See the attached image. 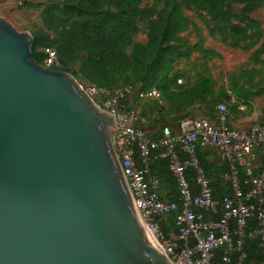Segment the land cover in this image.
Returning <instances> with one entry per match:
<instances>
[{"label":"water","instance_id":"obj_1","mask_svg":"<svg viewBox=\"0 0 264 264\" xmlns=\"http://www.w3.org/2000/svg\"><path fill=\"white\" fill-rule=\"evenodd\" d=\"M32 45L0 18V264H172L139 223L114 118Z\"/></svg>","mask_w":264,"mask_h":264},{"label":"trees","instance_id":"obj_2","mask_svg":"<svg viewBox=\"0 0 264 264\" xmlns=\"http://www.w3.org/2000/svg\"><path fill=\"white\" fill-rule=\"evenodd\" d=\"M69 1L75 2L61 7L46 8L41 14V21L43 27L54 34L61 64L67 65L68 63L64 58L66 53L77 54L74 63L78 64V68L73 73L92 88L112 93V90L118 88L121 83L124 85L131 77L138 76L143 84L140 91L158 90L159 99L169 103L175 112L182 113L199 105L207 98H217V101H210L211 104H214V113L209 119H213L218 105L225 104L227 106L225 102L218 101L220 97L238 107L239 105L246 107L247 104L243 102L244 98L241 93L235 89V82L231 83L230 95H227L214 90L213 80L210 76L198 75L192 87H188L186 84L177 86L180 74L168 77L167 73L171 65L180 57H187L193 51L199 52L203 58L217 56L196 45L190 48L187 53L167 46L170 42L175 41L178 35L186 32L190 25L188 19L183 15L180 5L165 8L159 22L154 23L150 28L147 42L144 45H135L128 55L127 50L138 33V21L141 18H150L155 14L158 0H152L154 4L145 8H141V0ZM261 1L246 0L247 6L242 9V15L246 16ZM191 3L197 9L217 15L224 11L226 0H191ZM250 22L254 27V32L244 34L242 41L248 40V43L241 49H253L261 42L260 47L254 52V56H257L264 50V37L259 25ZM230 27L232 32L241 30L238 26ZM153 50H155V56L151 54ZM153 86L157 88H153ZM123 105L127 107L126 103ZM188 117L193 116H185L181 120ZM178 123L175 126L172 125V128L168 126L173 133H175ZM163 127L166 126L162 124L151 130L149 134L143 133L150 137L151 143L158 144L162 138ZM126 149L132 154L135 168L147 171L148 179L155 182L156 188H150V192L155 193L160 201L173 203L177 206L175 212L154 219L159 238L162 242L167 241L170 239V235H177L175 220L181 214L182 200L177 180L170 171L169 160L160 158L166 152V148H149L146 161L141 155L137 141L130 143ZM173 153L181 164L190 160L179 144L174 145ZM194 157L198 169L209 182L212 201L216 204L214 213L204 210H197V213L202 216L204 222L220 223L224 217L223 201L225 199L232 200L235 195L231 183L226 180V177L230 175L229 164L221 160L209 148L197 146ZM196 178L197 171L188 166L184 171V179L192 196H197L199 193ZM237 180L238 191L243 196L253 191L242 167L238 168ZM260 199L262 204H259L258 198L246 202V205L253 207L252 216L246 219L244 227L240 230L235 219L228 220L227 229L230 234L231 248L230 250L227 248L214 250L210 264H223L224 258H228V264H238L242 255L244 258L241 264H264V225L260 227V221L257 218V210L264 211V193H261ZM258 231L263 232V237L256 235ZM187 247L190 249L195 247L193 240H189ZM182 250L183 245L181 244L177 253Z\"/></svg>","mask_w":264,"mask_h":264},{"label":"built area","instance_id":"obj_3","mask_svg":"<svg viewBox=\"0 0 264 264\" xmlns=\"http://www.w3.org/2000/svg\"><path fill=\"white\" fill-rule=\"evenodd\" d=\"M22 5L24 0H15ZM56 52L47 51L44 68L54 70L58 65ZM86 93L92 96H100L107 103L106 111L115 119L116 132L121 154V166L129 190L134 199L135 207L146 228L152 232L161 251L174 264H210L212 252L216 249L227 248L230 250V234L227 222L230 219L237 221L238 229L244 227L246 219L252 216L253 207L246 205L250 199H260L264 193V119L250 122L247 126L235 127L231 118V112L225 104L216 107L213 119L188 117L178 123L175 133L169 127L162 128V138L158 144L151 143L150 137L139 128V119L133 107L121 105L125 98L132 94L131 88H126L120 93H110L97 89H90ZM136 98L145 101H157L160 94L156 89L136 92ZM245 105H239L238 110L244 112ZM134 141L144 161L147 160L148 149L165 147L166 152L160 156L170 162V171L177 180L178 189L182 200L181 214L176 218L177 235L167 241H161L157 227L154 223L156 217L167 216L177 210L173 203L160 201L157 195L150 192L155 189L154 181L148 179L147 171L135 168L132 154L127 146ZM175 144L181 145L185 154L190 158L189 162L181 164L173 153ZM209 148L230 167V175L226 180L231 183L235 195L232 200L225 199L222 204L224 217L220 223L204 222L197 210L215 212L216 204L212 201L209 182L203 177L195 160V148ZM190 166L197 171L196 184L199 188L197 196H192L184 179V171ZM242 167L248 183L253 191L243 196L238 191V168ZM260 227L264 225V211L257 210ZM256 235L263 237V232ZM189 240H193L195 247H187ZM183 250L177 253L179 246ZM239 247V245H238ZM244 256L239 259L241 264ZM228 258L223 259V264H228Z\"/></svg>","mask_w":264,"mask_h":264},{"label":"rangeland","instance_id":"obj_4","mask_svg":"<svg viewBox=\"0 0 264 264\" xmlns=\"http://www.w3.org/2000/svg\"><path fill=\"white\" fill-rule=\"evenodd\" d=\"M68 1L24 0L20 5L15 0H0V18L10 24L17 33H27L32 37V59L37 65L44 67L47 51L54 50L58 64L54 71L68 74L86 92L92 89V86L80 80L73 73L78 68V64L74 63L77 54L66 53L64 58L68 63L62 65L54 34L48 32L41 21V14L46 8L61 7L75 2ZM153 4L152 0H141V8ZM177 4L180 5L182 13L190 25L186 32L178 35L177 39L167 46L187 53L190 48L196 45L208 52L215 53L217 56L203 58L199 52L193 51L187 57H180L171 65L167 73L168 77L180 74L181 77L177 81V86L186 84L188 87H192L198 75L210 76L213 80L214 90L224 92L227 95H230L231 83L235 82L236 91L241 93L242 98H244L243 102L247 104L244 112H240L236 104L226 102L224 98L220 97L218 101L227 104L231 111L233 123L247 121L255 111L262 110L258 106L256 107L255 100L258 97L261 99L262 94L264 95V50L254 56L255 50L260 47L261 42L253 49L242 50L241 48L248 43V40L242 41V37L244 34L254 32V27L250 21L259 25L264 37V0L246 16L241 13L242 9L247 6L246 0H226L224 11L217 15H211L197 9L191 0H158L155 14L150 18H141L138 21V33L127 50L128 55L135 45H144L147 42L150 28L154 23L159 22L164 9ZM230 26H238L242 31L235 30L232 32ZM151 54L155 56V50ZM140 79L138 76L131 77L124 85L121 83L118 88L113 89L112 93H120L128 87L131 88L132 94L127 96L121 105L126 103L127 107L131 106L135 109L139 119V128L142 132L149 134L151 130L160 127L162 124L172 128V125L175 126L185 116L205 119L213 116L214 104H211L210 101H217V98H207L199 105H195L182 113L175 112L169 103L162 99L157 101L139 100L135 94L142 90L143 84ZM155 87L153 86V88ZM91 99L96 106L106 111L107 103L104 99L96 95L92 96ZM244 124L247 126L249 123L245 122ZM117 136L115 128L113 144L121 162ZM138 216L140 215L138 214ZM169 260L174 264L172 259L169 258Z\"/></svg>","mask_w":264,"mask_h":264},{"label":"crops","instance_id":"obj_5","mask_svg":"<svg viewBox=\"0 0 264 264\" xmlns=\"http://www.w3.org/2000/svg\"><path fill=\"white\" fill-rule=\"evenodd\" d=\"M261 99L256 98L255 100V105L256 107L258 106L259 109H262V110H258V111H255L252 116L250 118H248L247 123H250V122H253L255 120H262L264 119V95L262 94V97H260ZM260 100H262V102H260ZM245 122H238V123H233L235 127H242L244 126ZM176 131V130H175ZM174 131V132H175ZM174 237L173 235H170V238Z\"/></svg>","mask_w":264,"mask_h":264},{"label":"bare ground","instance_id":"obj_6","mask_svg":"<svg viewBox=\"0 0 264 264\" xmlns=\"http://www.w3.org/2000/svg\"><path fill=\"white\" fill-rule=\"evenodd\" d=\"M139 223H140L141 226L143 227V230H144V232L146 233V236H147V238H148L149 243H150L152 246L156 247L158 250L161 251V249H160L158 243L156 242L155 237H154V235L152 234V232L149 231V230L146 228V226H145L142 222H139Z\"/></svg>","mask_w":264,"mask_h":264}]
</instances>
